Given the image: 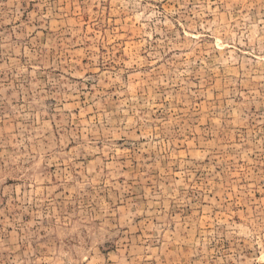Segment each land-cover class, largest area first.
Masks as SVG:
<instances>
[{
	"label": "rangeland",
	"instance_id": "374dc122",
	"mask_svg": "<svg viewBox=\"0 0 264 264\" xmlns=\"http://www.w3.org/2000/svg\"><path fill=\"white\" fill-rule=\"evenodd\" d=\"M0 264H264V0H0Z\"/></svg>",
	"mask_w": 264,
	"mask_h": 264
}]
</instances>
